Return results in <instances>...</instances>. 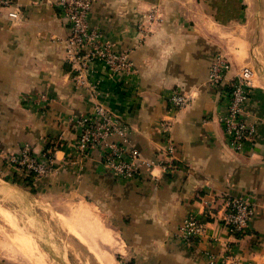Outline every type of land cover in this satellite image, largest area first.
<instances>
[{"label":"crops","instance_id":"obj_1","mask_svg":"<svg viewBox=\"0 0 264 264\" xmlns=\"http://www.w3.org/2000/svg\"><path fill=\"white\" fill-rule=\"evenodd\" d=\"M54 1L13 0L17 21L5 16L14 8L0 10V181L98 207L99 217L92 215L121 242L116 253L125 264H205L204 250L226 249L264 264V0L94 1L90 26L134 62L129 76L110 73L101 61L88 73L98 102L131 128L134 147L153 164L129 180L103 169L100 150L80 159L71 148L73 118L90 112L92 100L65 58L69 28ZM218 54L231 64L229 80L244 67L253 72L244 108L256 142L242 152L230 146L220 120L225 89L206 83ZM175 92L188 96L179 110L169 102ZM162 119L172 122V172L162 168ZM25 144L36 155L56 146L54 171L38 179L35 193L6 179L14 172L5 155ZM241 194L250 196L255 214L245 233L230 234L225 202ZM188 214L206 222L193 247L175 237ZM0 264L21 262L0 257Z\"/></svg>","mask_w":264,"mask_h":264},{"label":"built area","instance_id":"obj_2","mask_svg":"<svg viewBox=\"0 0 264 264\" xmlns=\"http://www.w3.org/2000/svg\"><path fill=\"white\" fill-rule=\"evenodd\" d=\"M95 0H55L54 4L66 19L69 35L65 41V58L73 71L77 85L85 88L91 97L92 107L87 114L73 118L74 140L71 148L80 159L98 149L101 151L100 164L103 169L118 179L134 178L140 170L153 164L143 159L140 151L134 147L131 128L117 115L96 99L97 85L89 80L88 73L92 63L101 61L110 73H122L129 76L134 73V62L129 50H118L115 45L104 39L101 32L89 24V14ZM13 0H0V10L12 7L6 18L17 21L20 11L13 7ZM231 70L229 60L218 54L209 67L207 85L211 88H224L227 97L226 111L221 117L224 133L228 143L236 152L245 147H253L256 142V124L249 120L245 112L253 72L244 67L234 78H227ZM43 98V96H41ZM172 109L179 110L188 103V96L175 92L169 97ZM172 122L162 119L160 130L167 138L165 159L162 168L175 171V149L171 142ZM169 134V135H168ZM167 135V136H166ZM56 146L41 154H34L28 144L7 153L8 165L18 177L33 176L35 179L46 178L54 171L52 151ZM255 214L254 202L248 195L229 196L225 202L222 216L230 234L245 233ZM206 230V222L195 215L188 214L180 222L175 237L185 246L193 247L200 244ZM205 264H251L240 259L230 250L214 254L203 251Z\"/></svg>","mask_w":264,"mask_h":264},{"label":"rangeland","instance_id":"obj_3","mask_svg":"<svg viewBox=\"0 0 264 264\" xmlns=\"http://www.w3.org/2000/svg\"><path fill=\"white\" fill-rule=\"evenodd\" d=\"M5 183L9 185L7 182L0 181V185ZM12 187V189L18 188L14 185ZM23 192L25 191L20 189L13 195L4 188H0V213L2 211L1 214L5 215L6 219L10 216L12 221H9L11 222L9 224L7 222L9 218L5 221L0 214L1 258L25 264L23 262L26 260L19 253L20 245L16 244L18 246L16 248L13 243L18 242L19 234H25L36 242L44 255H47L45 257L48 258L46 260L49 264H98L88 249L67 230L63 223L71 222L70 214L80 206L92 209L91 211L99 217L98 207L89 203L87 205L85 201H77L76 196L67 193L57 196L52 194L37 196ZM7 212L8 215H6ZM72 221H74L73 218ZM120 246L121 253L123 251L121 242ZM105 250L112 257L114 264H125L123 257H119L115 250L111 251L107 248Z\"/></svg>","mask_w":264,"mask_h":264},{"label":"bare ground","instance_id":"obj_4","mask_svg":"<svg viewBox=\"0 0 264 264\" xmlns=\"http://www.w3.org/2000/svg\"><path fill=\"white\" fill-rule=\"evenodd\" d=\"M0 188H4L5 191H9L13 195H15V191L20 190L19 188L12 189V185L10 186V184L6 183L0 185ZM8 214L7 212L6 215ZM2 218L5 221L9 218L7 222L11 221L10 216L6 219V216L2 215ZM70 218L71 222H63L64 226L88 249L95 261L98 264H114L112 257L109 256L105 247L111 248V251L120 252V241L116 240L110 230L103 227L98 219L92 215V211L88 207L80 206L75 212L70 214ZM72 218L74 221H72ZM19 236L18 242L13 243H15V246L16 244L20 245V247L16 246V248H19V253L28 264H49L46 260L47 257H45L46 254L44 255L41 252L36 242L30 236L25 234H19Z\"/></svg>","mask_w":264,"mask_h":264},{"label":"trees","instance_id":"obj_5","mask_svg":"<svg viewBox=\"0 0 264 264\" xmlns=\"http://www.w3.org/2000/svg\"><path fill=\"white\" fill-rule=\"evenodd\" d=\"M6 179H10V181H12V183H16L17 185L23 187L25 190L31 192V193H35L36 191H38V180L35 179L33 176H29V177H18L15 173H13L11 178L6 177ZM235 235H240V233H236ZM132 264V263H129Z\"/></svg>","mask_w":264,"mask_h":264}]
</instances>
